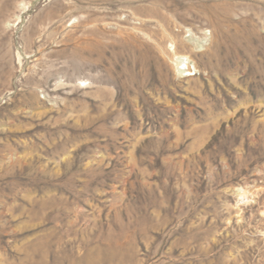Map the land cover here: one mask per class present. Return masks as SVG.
<instances>
[{
    "label": "rangeland",
    "instance_id": "1",
    "mask_svg": "<svg viewBox=\"0 0 264 264\" xmlns=\"http://www.w3.org/2000/svg\"><path fill=\"white\" fill-rule=\"evenodd\" d=\"M0 264H264V0H0Z\"/></svg>",
    "mask_w": 264,
    "mask_h": 264
}]
</instances>
